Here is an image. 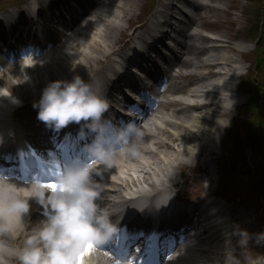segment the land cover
I'll list each match as a JSON object with an SVG mask.
<instances>
[{
    "label": "clouds",
    "instance_id": "obj_1",
    "mask_svg": "<svg viewBox=\"0 0 264 264\" xmlns=\"http://www.w3.org/2000/svg\"><path fill=\"white\" fill-rule=\"evenodd\" d=\"M11 95L0 93V98ZM33 107L47 127L59 131L76 123L81 137L91 133L93 139L83 146L86 158L76 156L65 164L54 189L33 184L32 195L46 207L47 216L31 227L22 244L15 242V232L17 225L25 223L29 200L0 177V264H82L81 254L90 243L103 244L116 231L110 209L97 202L100 192L93 173L100 169L96 165L110 169L117 152L135 154V138L140 133L132 124L109 125L103 119L109 108L107 99L79 75L50 81Z\"/></svg>",
    "mask_w": 264,
    "mask_h": 264
},
{
    "label": "bare ground",
    "instance_id": "obj_2",
    "mask_svg": "<svg viewBox=\"0 0 264 264\" xmlns=\"http://www.w3.org/2000/svg\"><path fill=\"white\" fill-rule=\"evenodd\" d=\"M122 1L124 3L122 4ZM197 2L196 9H202L206 7L207 1L210 0H195ZM77 2V0H76ZM183 2H185L188 6L192 5L191 2L185 1V0H174L173 3H171V6L164 5V10L158 9L155 12V16H162L163 19H166L170 15H173L175 5H181ZM132 3H134V0H109L105 2V4L100 1V5L104 7H110L111 10L114 9V7H119L123 14L126 15L127 10L129 9V6H132ZM67 2H63L60 4L64 9H67ZM75 4V3H73ZM70 7V5H69ZM202 7V8H201ZM103 14V15H102ZM111 12H104V13H86L81 20L82 23L79 24L78 29L81 31L78 32L81 33L79 36L83 38H87V44H82V41L80 39H77V42L70 46V55H66L64 59V63L60 64L62 61L58 62L57 64L60 65H66L72 66L71 70L75 68V66H81L84 67V62H81L82 59H85L86 63H98L101 62L103 58H105L109 53L112 52L116 40L119 34L123 31V24L121 23V17L119 15H116L115 13ZM40 17V14L36 12L35 14V20L38 22ZM93 17L98 18L99 21L104 22V28H99V24L95 22ZM43 20V19H42ZM190 21L188 19L185 20ZM200 23V19H196L194 21H191L188 26L194 27L198 26ZM95 30H93L95 27ZM98 26V27H97ZM169 26L168 24H162L160 27H158V33L161 35L164 31H167ZM99 28V30H97ZM90 29L89 33L85 32L83 33V30ZM91 32V33H90ZM198 42H201L202 44H205V48L197 51L193 45H191L189 42L184 45L183 51L184 54L182 55V65H196V68L199 69V72H203L205 69L209 70L210 73H214V69L212 67H216V65L221 66V70L219 72V77L211 81L209 83H205L204 85H201L203 83H200L197 87L198 96L192 95L191 98L196 99L195 104L196 108H194V112H188L185 113L184 111H179L177 115H179V120L181 121L180 124L176 123H167L168 125L176 126L180 125L182 127V131H170L171 135L170 137L177 141H186L191 137V135L200 136H208L210 140H214L215 137H217L220 133V127L225 126L227 123V114H229L227 108L222 105V102L226 99L233 98L234 100H237V96L240 95L238 93V90L235 86H232L231 80L239 75L238 70L233 71L231 74L228 72H224L227 66L230 65V62L235 63L237 66H240V61L237 58H234L231 56V54L228 52L227 49V41L222 37L221 35H218L214 33L213 31H209L207 34H199L198 35ZM189 38V37H187ZM76 41V40H75ZM69 42V40H68ZM76 44L78 47H76ZM177 45L180 47L181 43H177ZM83 51V57H78L76 53L78 51ZM66 51V50H64ZM58 53L54 52L53 54H46L41 57V60H49L50 62H47L50 64L52 61L54 63L57 59H48L49 55L56 56ZM66 54V53H65ZM188 55L189 57L185 56ZM192 55V56H190ZM88 58H92V60L88 61ZM80 63V64H79ZM91 64V63H90ZM87 65V64H86ZM225 66L222 68V66ZM38 67H31L26 66L22 62H17L10 66L9 71L11 72V76H15L16 74H20L19 78L23 79V82H29V79L33 81L34 83L38 82L39 79L41 82L39 84L37 83V88H42L47 86V82L44 81V77L48 74H50L51 77H55V73L57 70H60V67L57 66H50V68H44V66L37 65ZM192 67V66H191ZM209 73V72H208ZM14 79H17L18 77H13ZM56 80L62 79L55 77ZM18 81V79H17ZM3 82H0V93H8L9 89L7 87V84L5 88L2 87ZM43 88V89H44ZM103 95L102 88H97ZM31 89L29 93L34 94L39 93V91H34ZM28 93V92H27ZM230 93V95H229ZM26 94V92H25ZM22 92L20 93V96L18 98H23L25 95ZM238 94V95H237ZM8 102L10 103V107H16V104L13 102V100H6L4 97L0 98V102ZM5 102V103H6ZM182 104H185V102L182 101ZM2 106V107H1ZM0 110L1 113H6V104L1 105ZM196 110V111H195ZM227 113V114H226ZM6 117H4L5 119ZM6 122V120H2ZM213 123V124H212ZM73 126H75V123H72ZM155 127V125H152V127H149L150 131ZM4 128H1V131H3ZM76 128H72V131H75ZM154 132H148L147 135L152 136ZM200 134V135H198ZM217 135V136H216ZM137 140V137L135 138ZM216 138L213 143L216 142ZM166 142V141H165ZM196 142V140L194 141ZM138 143H143L139 141ZM176 143V142H175ZM145 144V142H144ZM178 144V143H176ZM180 144H178L179 146ZM132 154V153H131ZM128 154H122L120 155L119 162H116L113 167H117L118 169L115 172L114 177L116 178V181L122 182L121 185H116L114 193L112 196L116 197L117 195H120L124 189L125 191L128 190V188L131 187V185L138 186L146 184L150 186L152 189H158L159 186L165 185L167 181L169 182V185H174L177 183V176L173 173H168L164 175V171L162 169L163 165L165 164V168L167 167L168 163L170 162L169 159H172V156H169L171 158H163V161L160 162L153 161L152 159H149L147 156H145L142 160H140L139 157H134L133 160H131L132 155ZM203 156V155H202ZM130 159L129 165L126 163ZM165 162V163H164ZM170 164V163H169ZM113 167L108 170H113ZM163 173V174H162ZM104 183H110L112 180H107L105 177H103ZM132 183V184H131ZM14 184V183H13ZM131 184V185H130ZM19 192V194L23 197L29 200L30 208H45L44 205L39 203L37 199H35L32 195L31 188L33 185H20L18 183L14 184ZM115 185V184H114ZM135 193H139L142 195V200L145 197V190L141 187L138 188L137 191H134ZM149 204L150 200H145ZM178 206V205H177ZM180 207V206H178ZM154 206L150 204V206L147 207L148 210H151L153 212ZM132 209V208H131ZM131 214L133 213V209L130 211ZM160 212L157 211L156 214H159ZM34 214V211L29 210L28 216ZM176 214V213H175ZM225 215H228V219H226ZM180 216V214L178 215ZM177 216V217H178ZM35 217V214L32 216V219ZM175 217V218H177ZM217 218H225L227 220V224L230 226L232 230V234L234 235L237 230V226L240 225V223H243V225L251 224V221H246L248 218L245 215H242L236 211H231V209L226 207H221L220 210L217 211L216 214ZM26 219V218H24ZM122 219V218H121ZM142 218H140L141 220ZM25 221V220H24ZM256 229L255 234L257 235L260 229L258 227H254ZM221 226H217L215 228L216 231L221 230ZM30 228L27 227L26 221L23 224L17 225L16 232H20L19 237L20 239L15 235V242L18 244H22L24 237L23 234L26 231H29ZM222 236L221 241H218V239L215 241L216 243L211 244L210 248H200V252L198 253V261L197 264H230L234 261V257L236 253L231 251L233 243L229 240L228 236H225L223 233L219 235V237ZM218 238V237H217ZM102 260V261H101ZM84 262L87 264H104L102 262H105V260L101 259L98 255L91 252V250H88L84 254ZM254 264H260V260L256 261Z\"/></svg>",
    "mask_w": 264,
    "mask_h": 264
},
{
    "label": "rangeland",
    "instance_id": "obj_3",
    "mask_svg": "<svg viewBox=\"0 0 264 264\" xmlns=\"http://www.w3.org/2000/svg\"><path fill=\"white\" fill-rule=\"evenodd\" d=\"M19 1H24V0H0V7H3L7 3L17 4ZM143 1L144 3H142ZM146 1L147 3L145 4ZM213 1H214L213 5L214 4L218 5L217 2L220 3V5H218L219 7L218 9H215L214 12H212V14L215 15V17L212 18V20L214 21H209L208 24H206L205 21L204 23L206 24L205 29L211 30L217 33L218 35L224 37L228 45L226 50H228V52L234 58H237L238 60L241 58V64L245 66V68L241 69V71L244 72L242 74V78L249 77V79H246V82L248 83L246 89L245 88L244 89L240 88V89L242 90V93L246 94L247 92L251 96L250 90L251 88H255V89L257 88V83L255 82V80H257V78H260V75L257 74V66H256V58H255L257 53L256 45L255 42L251 40L252 38L247 34L248 32L246 31V29L249 30V26L252 25L251 21L256 17L258 23H261L259 21L263 20L264 0H213ZM152 2L155 3L156 0H135V5L132 10L133 13L138 14L140 11L144 9L145 6H147V4H153ZM120 10L121 9L119 7L114 9V11L116 12ZM254 14L256 16H254ZM93 19L95 20V22L97 21L96 23L99 24V28H104V22L99 21L98 17L97 18L93 17ZM133 19L135 20L134 17ZM125 27L126 26H124V28ZM93 28H94L93 30H95L96 26ZM99 28H97V30H99ZM84 31L89 33L90 29L83 30V33ZM81 33L73 37L74 39H76V41L75 40L74 41L77 42V39H80L82 41V44H87V38H83L79 36ZM127 35L128 34L126 33V31L123 30L115 40L118 43L116 45H120V43H122L123 41V38L126 37ZM62 46H60L56 50L58 55L56 56L49 55L48 59L50 60L57 59L55 63L54 61L51 60L52 62L48 64L47 62L50 61L44 59L42 61H39L40 64L39 67L44 66V68L46 67L50 68V66L54 67L58 65L60 67V70H57V72L55 73L56 74L55 77L65 79L67 74L68 76L70 74L72 75L81 74L80 72L82 70L84 69L87 70L88 65L93 67V65L95 64L93 62H90L91 64L89 62L86 63L85 59L84 60L82 59L84 58L83 57L84 52L80 50L76 53V55H78V57L81 56L80 57L82 59L81 62H84L83 63L84 67L77 65L75 66L74 69L71 70L72 68L71 65L68 67L64 64L60 65L64 63L63 61L66 55L71 56V53H75V52H70L69 44H67L65 48ZM76 47H78V45H76ZM89 60L91 61L92 58H88V61ZM60 61L62 62L60 64H57ZM234 65L235 64H233V62H230L231 69H234ZM31 67L34 68L35 66L33 65ZM36 67L38 66L36 65ZM8 74H9L8 69H5L4 71H2L0 78L2 81L5 80L7 84H9L7 86L10 88V91L15 94L20 91L29 92L31 89L35 91L36 89H38L36 87L37 86L36 84L37 83L39 84V82H41L42 80L39 79V81L36 83L31 81L30 79L29 82H23V79L19 78L20 74L18 75L16 74L15 76L18 77L17 78L18 81H17V79H14L13 76L11 78H8ZM50 74L51 73H48L44 77V81L46 80L45 82L47 83L56 80L55 77L50 78ZM260 99H261L260 100L261 103H264V95H262ZM242 106H238L235 108V111L238 112V114H240L241 117L239 116V120L236 119V123L233 124L235 125L234 137L233 140L230 141L229 143L225 142L226 140L225 137H227L226 134L231 131L230 128H227L225 131H222V133H220L221 139L219 137L218 138L215 137L218 140L216 142V145L215 143L212 144L215 138L214 140H210L209 138H207V136H203V138L200 137V139H198V141L194 143L193 141L195 140V137L192 136L189 139L193 141L191 142L187 141L188 143L187 145L180 144L179 149L176 150L175 148L176 144L173 140H171L164 146L165 149L163 151L166 150V154L163 155V158H171L169 156H172V159L174 161L176 160L181 161L182 156L187 155L188 152H190V155H192L191 151L193 152L194 159L195 158L199 159L201 155L211 156V157L216 155L219 156L220 153L222 154L224 153L223 145L225 144L224 146H226V149L228 145V149L230 148L231 153H227V154L229 156L233 155L234 162L226 163V167H225L226 178L222 177L220 179L221 181H219V184L221 186L220 187L216 186L217 189L215 190V192L229 198H234V195H236L237 196L236 199L238 201L249 203L250 210L253 211L254 206H256L257 209V202H259V199L264 198V136L258 131H257L258 133H256L254 136L251 137L249 136V132L247 129L250 118L247 119L246 121L247 124L244 123V119L250 117L249 115L250 111L247 108L245 109L246 103H244ZM260 115L261 117L259 116L258 120H261V124L262 122L264 124V111H262ZM220 141H221V146H219ZM197 147H198V151H197ZM144 155H139L140 160H142L145 157ZM163 158H161L162 161ZM174 158H178V159H174ZM152 160L156 162H160V159L157 157H153ZM190 161H193L192 158L190 159ZM195 162L196 161H194L192 164H194ZM244 168L250 170L253 179H249V180L247 179L246 174L244 173ZM200 170L202 172V168H200ZM239 188L242 190L239 191L238 190ZM243 190L245 191V193ZM246 194L248 195L247 197ZM256 198H258V201L256 200ZM262 206L263 205H261L260 207L259 205L257 209L258 212L260 211L262 212ZM256 209H255V215L256 218H259ZM252 215L254 214L252 213ZM258 220L259 219H256V221ZM261 225H263V223ZM262 247L263 246H260L259 248L261 249ZM248 251L251 252L250 254H254L252 248H248Z\"/></svg>",
    "mask_w": 264,
    "mask_h": 264
},
{
    "label": "snow or ice",
    "instance_id": "obj_4",
    "mask_svg": "<svg viewBox=\"0 0 264 264\" xmlns=\"http://www.w3.org/2000/svg\"><path fill=\"white\" fill-rule=\"evenodd\" d=\"M138 107H139L138 105H130V108L132 110H136ZM79 156L85 157V154L82 152L80 153ZM61 173L62 171L59 170L52 172L49 176H45L42 179L41 183L48 188L54 189L56 187V179ZM92 248H93V244L91 243L86 247L87 250H91ZM81 258H82V254H81Z\"/></svg>",
    "mask_w": 264,
    "mask_h": 264
},
{
    "label": "trees",
    "instance_id": "obj_5",
    "mask_svg": "<svg viewBox=\"0 0 264 264\" xmlns=\"http://www.w3.org/2000/svg\"><path fill=\"white\" fill-rule=\"evenodd\" d=\"M261 51H262V53H264V46L261 47Z\"/></svg>",
    "mask_w": 264,
    "mask_h": 264
}]
</instances>
